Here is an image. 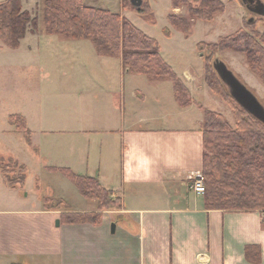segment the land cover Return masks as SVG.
Instances as JSON below:
<instances>
[{
  "label": "crops",
  "instance_id": "1",
  "mask_svg": "<svg viewBox=\"0 0 264 264\" xmlns=\"http://www.w3.org/2000/svg\"><path fill=\"white\" fill-rule=\"evenodd\" d=\"M84 58L94 67L71 72L70 112L52 118L56 143L38 145V157L97 178L114 202L49 207L36 189L22 195L25 179L11 187L0 172V264H264V212L209 209L190 187L203 168V91L185 78L197 73H176L193 99L181 106L169 80L132 74L120 57ZM70 214L90 218L62 221Z\"/></svg>",
  "mask_w": 264,
  "mask_h": 264
},
{
  "label": "rangeland",
  "instance_id": "2",
  "mask_svg": "<svg viewBox=\"0 0 264 264\" xmlns=\"http://www.w3.org/2000/svg\"><path fill=\"white\" fill-rule=\"evenodd\" d=\"M82 1L86 6L121 13L144 33L154 37L160 46L161 56L177 74L182 75L186 69L196 72L197 74L193 73L191 77L185 78L191 81V86L203 91L202 95H196L198 102H202L198 105H202L199 107L203 111V120L204 111L210 110L222 114L234 126L232 108L237 104L228 96L229 91L222 82H219L217 92L223 93L225 97L211 90L204 78L205 63L202 56L210 57V77L216 74L212 67L213 60H222L264 106V81L260 77L263 72L251 68L243 53L223 48L219 44L220 39L228 38L240 29L249 32L257 30L259 35L264 33V17L252 14L241 0H221L223 7L212 12L209 20L199 19L194 15L193 11L198 9L199 1L184 0L185 3L181 1L174 6L173 0H143V7L148 2V10L153 12L154 23L133 8L129 0ZM21 2L22 8L27 9L31 16L24 37L19 40L16 48L9 49L0 43V52H8L5 56H0V172H7L11 179L18 180L19 167L12 163L17 161L26 167L23 196L29 192V197L32 198L31 194L36 189L37 195L46 196L44 202L49 207H64L69 204L73 208L83 207L76 204V200L89 204V199H83L85 197L80 195L76 186L60 171H51L44 164L42 166L43 161L38 157V145L56 143L55 131L58 127L51 124V120L58 114L70 112L63 104L72 103V83L69 82L71 72L75 69L93 68L88 61L83 62L84 56L99 55L88 39L76 41L47 34L42 17V0ZM171 15L184 18L186 22L172 24L168 19ZM250 18H253L251 22ZM182 28H185V32ZM198 43L201 44L199 49ZM200 48L204 51L201 52ZM5 58L9 59V63L3 60ZM12 114L26 117L25 121L28 119L31 127H43L46 133L41 135V132H37L30 136L17 130L8 119ZM56 192L65 199L51 197Z\"/></svg>",
  "mask_w": 264,
  "mask_h": 264
},
{
  "label": "trees",
  "instance_id": "3",
  "mask_svg": "<svg viewBox=\"0 0 264 264\" xmlns=\"http://www.w3.org/2000/svg\"><path fill=\"white\" fill-rule=\"evenodd\" d=\"M181 1L185 3L184 0H173L172 5L176 6ZM195 1H199L200 5L193 13L203 20H209L212 12L223 7L221 0ZM21 3V0L0 1V42L7 48H16L19 45V40L24 37L27 25L31 22L29 12L22 8ZM129 4L145 18L149 17L152 23L155 22L153 12L148 10V2L143 7L142 0L140 8L134 7L130 1ZM123 7L126 8L124 5ZM42 8L47 34L75 40L88 39L97 55L120 57L123 66L130 73L144 75L152 82L171 81L178 103L181 106L193 103L184 82L161 56L157 40L144 33L121 13L86 6L82 0H42ZM168 19L172 24L186 22L184 18L174 15ZM200 43L197 44V49ZM220 43L223 48L243 53L251 68L264 73V33L259 35L257 30L249 32L240 29L228 38L220 39ZM200 51L203 52V48ZM202 58L205 63L203 69L206 83L214 93L225 97L223 93L217 92L221 82L218 76H209L210 57ZM263 73L260 75L262 81ZM232 111L234 126L222 114L204 111L200 130L204 146L201 175L205 183V206L209 209L264 212V124L237 105ZM8 119L17 130L30 134L22 115L12 114ZM12 163L19 167L18 180L11 179L7 172L2 174L8 185L17 187L24 183L26 168L17 161ZM48 169L60 171L76 186L81 196L97 199L99 207L114 202L111 200L112 192L105 189L97 178L77 175L67 167ZM88 218L90 217L87 215L70 214L63 215L62 221L78 222ZM259 252V247L247 246L245 256L253 260Z\"/></svg>",
  "mask_w": 264,
  "mask_h": 264
},
{
  "label": "water",
  "instance_id": "4",
  "mask_svg": "<svg viewBox=\"0 0 264 264\" xmlns=\"http://www.w3.org/2000/svg\"><path fill=\"white\" fill-rule=\"evenodd\" d=\"M129 1L136 8H140L142 4V0ZM241 2L251 13L264 17V2L262 0H241ZM252 20L253 18L250 19V21ZM212 66L220 81L227 87L235 103L264 124V106L257 97L235 76L222 60L214 59ZM55 224L58 226L59 220H56ZM114 229L115 224L112 223L111 231L113 232Z\"/></svg>",
  "mask_w": 264,
  "mask_h": 264
},
{
  "label": "built area",
  "instance_id": "5",
  "mask_svg": "<svg viewBox=\"0 0 264 264\" xmlns=\"http://www.w3.org/2000/svg\"><path fill=\"white\" fill-rule=\"evenodd\" d=\"M190 187L195 193L203 195L205 193V183H204L202 175L194 178Z\"/></svg>",
  "mask_w": 264,
  "mask_h": 264
},
{
  "label": "flooded vegetation",
  "instance_id": "6",
  "mask_svg": "<svg viewBox=\"0 0 264 264\" xmlns=\"http://www.w3.org/2000/svg\"><path fill=\"white\" fill-rule=\"evenodd\" d=\"M253 14V13H252ZM256 15V14H255ZM259 16V15H258ZM251 19V18H250ZM249 22H251L250 20H249Z\"/></svg>",
  "mask_w": 264,
  "mask_h": 264
}]
</instances>
